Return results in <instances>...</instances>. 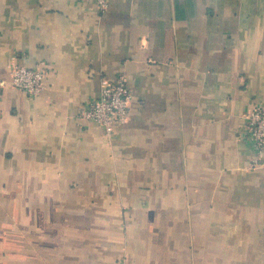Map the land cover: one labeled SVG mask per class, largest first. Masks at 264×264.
Listing matches in <instances>:
<instances>
[{
	"label": "crops",
	"instance_id": "1",
	"mask_svg": "<svg viewBox=\"0 0 264 264\" xmlns=\"http://www.w3.org/2000/svg\"><path fill=\"white\" fill-rule=\"evenodd\" d=\"M107 3L0 0V264H264V0ZM123 73L107 136L80 115Z\"/></svg>",
	"mask_w": 264,
	"mask_h": 264
},
{
	"label": "built area",
	"instance_id": "2",
	"mask_svg": "<svg viewBox=\"0 0 264 264\" xmlns=\"http://www.w3.org/2000/svg\"><path fill=\"white\" fill-rule=\"evenodd\" d=\"M102 12L108 8L107 0H97ZM11 85L37 97L46 88L44 68H28L16 62L10 65ZM133 95L128 86L126 74H120L116 81L104 80L98 97L89 108L81 113V118L97 123L107 136H111L117 126L124 125L129 119ZM246 137L256 157L251 167H258L264 157V105L255 104L246 115Z\"/></svg>",
	"mask_w": 264,
	"mask_h": 264
}]
</instances>
